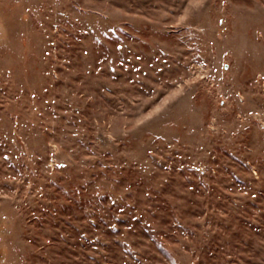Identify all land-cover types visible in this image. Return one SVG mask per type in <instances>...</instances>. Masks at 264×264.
I'll use <instances>...</instances> for the list:
<instances>
[{
	"label": "rangeland",
	"instance_id": "obj_1",
	"mask_svg": "<svg viewBox=\"0 0 264 264\" xmlns=\"http://www.w3.org/2000/svg\"><path fill=\"white\" fill-rule=\"evenodd\" d=\"M0 264H264V0H0Z\"/></svg>",
	"mask_w": 264,
	"mask_h": 264
}]
</instances>
